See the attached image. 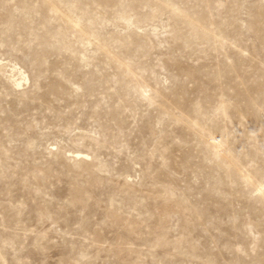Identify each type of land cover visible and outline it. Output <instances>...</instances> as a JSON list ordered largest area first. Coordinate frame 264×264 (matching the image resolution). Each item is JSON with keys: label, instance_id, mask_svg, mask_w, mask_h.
<instances>
[{"label": "rangeland", "instance_id": "rangeland-1", "mask_svg": "<svg viewBox=\"0 0 264 264\" xmlns=\"http://www.w3.org/2000/svg\"><path fill=\"white\" fill-rule=\"evenodd\" d=\"M0 264H264V0H0Z\"/></svg>", "mask_w": 264, "mask_h": 264}, {"label": "bare ground", "instance_id": "bare-ground-1", "mask_svg": "<svg viewBox=\"0 0 264 264\" xmlns=\"http://www.w3.org/2000/svg\"><path fill=\"white\" fill-rule=\"evenodd\" d=\"M21 74H23V72H21ZM22 79H26L27 80L28 77L27 76H23ZM13 81H14L16 86H21L22 85V82L19 79H14ZM74 157L86 159L87 154L82 153V152H76Z\"/></svg>", "mask_w": 264, "mask_h": 264}]
</instances>
